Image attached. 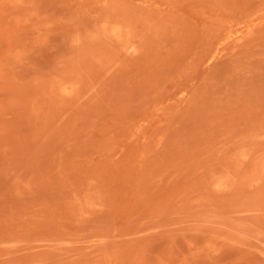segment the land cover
I'll list each match as a JSON object with an SVG mask.
<instances>
[{
  "label": "rangeland",
  "instance_id": "rangeland-1",
  "mask_svg": "<svg viewBox=\"0 0 264 264\" xmlns=\"http://www.w3.org/2000/svg\"><path fill=\"white\" fill-rule=\"evenodd\" d=\"M0 264H264V0H0Z\"/></svg>",
  "mask_w": 264,
  "mask_h": 264
}]
</instances>
